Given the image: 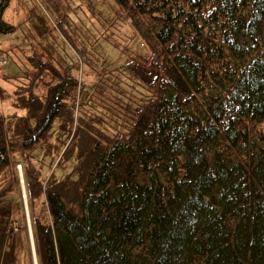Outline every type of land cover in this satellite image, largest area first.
Returning a JSON list of instances; mask_svg holds the SVG:
<instances>
[{"label":"trees","instance_id":"16d2710c","mask_svg":"<svg viewBox=\"0 0 264 264\" xmlns=\"http://www.w3.org/2000/svg\"><path fill=\"white\" fill-rule=\"evenodd\" d=\"M113 1L151 54L82 100L91 48L34 43L24 113L0 114V264H264V0Z\"/></svg>","mask_w":264,"mask_h":264},{"label":"rangeland","instance_id":"374dc122","mask_svg":"<svg viewBox=\"0 0 264 264\" xmlns=\"http://www.w3.org/2000/svg\"><path fill=\"white\" fill-rule=\"evenodd\" d=\"M3 19L17 26L11 34H0V114L5 116L24 113L15 106V89L25 81L21 77L34 72L26 59L34 43L51 42L67 57L73 53L70 40L78 46L91 48L92 53L85 61L88 65L85 64L81 71L84 82L82 100L92 91L98 75L123 66L131 57H148L151 54L150 46L113 0H11ZM36 27L47 32L43 39L37 35ZM57 124L54 123L51 135L63 145L67 135L58 130ZM31 155L43 176L53 174L61 179L74 173L77 167V162L71 159L56 165V155L47 154L40 148L34 149ZM11 160L19 163L20 167L23 164L20 155L12 154ZM19 172L21 190L24 189L22 168ZM21 196L25 210L22 190Z\"/></svg>","mask_w":264,"mask_h":264},{"label":"water","instance_id":"95a60500","mask_svg":"<svg viewBox=\"0 0 264 264\" xmlns=\"http://www.w3.org/2000/svg\"><path fill=\"white\" fill-rule=\"evenodd\" d=\"M19 169L20 168H18V177H19V179H20V185L22 184V180H21V173L19 172ZM21 187H22V185H21ZM22 190V194H23V198H24V202H25V194H24V189H21ZM26 203H24V205H25ZM25 210H26V205H25ZM27 216V215H26ZM32 240V239H31ZM33 251V250H32ZM33 260H34V264H36V260H35V256H34V251H33Z\"/></svg>","mask_w":264,"mask_h":264}]
</instances>
